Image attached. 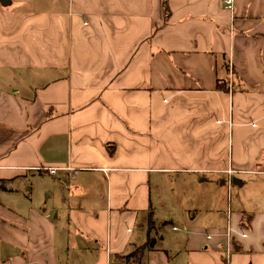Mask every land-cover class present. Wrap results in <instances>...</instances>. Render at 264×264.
<instances>
[{
    "label": "crops",
    "instance_id": "1",
    "mask_svg": "<svg viewBox=\"0 0 264 264\" xmlns=\"http://www.w3.org/2000/svg\"><path fill=\"white\" fill-rule=\"evenodd\" d=\"M30 1L0 0V264H264V0ZM228 168L226 206L166 198Z\"/></svg>",
    "mask_w": 264,
    "mask_h": 264
},
{
    "label": "rangeland",
    "instance_id": "2",
    "mask_svg": "<svg viewBox=\"0 0 264 264\" xmlns=\"http://www.w3.org/2000/svg\"><path fill=\"white\" fill-rule=\"evenodd\" d=\"M37 0H31L30 3H27V6L29 9L33 8V7H39V6H32L34 5V3H36ZM2 8H6L5 6ZM207 178L210 180H206V181H198L197 179L192 180V183L190 184V187L188 188H181L182 191L179 192H175L173 195L175 196H166V198L169 201H174L176 203L177 209H180V207H182L184 204H188L190 207H197L202 200L204 199V197H206V195H208L207 197L212 196L213 193H216L217 196L219 197V201H221V204L223 203L224 206H226L230 200V198H232L233 196V192L236 188L235 185H228L227 183H225L224 185L221 186L220 190L218 191V193L213 189V186L215 183H217V178H210L209 176H207ZM171 182L169 181H165L163 183L162 189L164 191H167V189L171 186ZM183 192V193H182ZM169 221L166 220L165 224H167ZM164 223V222H163ZM174 225L176 224V222H173ZM70 237L68 239L72 240L71 235L73 234L72 231L69 232ZM67 248V245L64 246V249Z\"/></svg>",
    "mask_w": 264,
    "mask_h": 264
},
{
    "label": "built area",
    "instance_id": "3",
    "mask_svg": "<svg viewBox=\"0 0 264 264\" xmlns=\"http://www.w3.org/2000/svg\"><path fill=\"white\" fill-rule=\"evenodd\" d=\"M223 4H224V6L226 8L231 9L232 8V5H233V0H223ZM229 86H230V84H229ZM48 171H49L50 174H54L55 171H56V168H52V167L51 168H48ZM225 172L228 175V181H227L228 182V185H230V183H231V174H233L235 172V170L234 169H231V168H228ZM241 235L243 236L244 234L241 233ZM226 236L227 237H231L230 228H227V230H226Z\"/></svg>",
    "mask_w": 264,
    "mask_h": 264
},
{
    "label": "trees",
    "instance_id": "4",
    "mask_svg": "<svg viewBox=\"0 0 264 264\" xmlns=\"http://www.w3.org/2000/svg\"><path fill=\"white\" fill-rule=\"evenodd\" d=\"M163 4H165V0H163ZM217 87L220 88V89L226 90V91H227L228 88H229V87L227 86V83H226L225 80H224V81H223V80H222V81H217ZM228 91H229V90H228ZM151 243H152V240L148 241L147 244H145V245L148 246V245H150ZM139 250H140V248H137V249L135 250L134 253H135V254L138 253ZM134 253H133V254H134Z\"/></svg>",
    "mask_w": 264,
    "mask_h": 264
},
{
    "label": "clouds",
    "instance_id": "5",
    "mask_svg": "<svg viewBox=\"0 0 264 264\" xmlns=\"http://www.w3.org/2000/svg\"><path fill=\"white\" fill-rule=\"evenodd\" d=\"M242 239H246L247 237L246 236H241Z\"/></svg>",
    "mask_w": 264,
    "mask_h": 264
},
{
    "label": "water",
    "instance_id": "6",
    "mask_svg": "<svg viewBox=\"0 0 264 264\" xmlns=\"http://www.w3.org/2000/svg\"><path fill=\"white\" fill-rule=\"evenodd\" d=\"M1 2H3V3H4V2H5V0H1Z\"/></svg>",
    "mask_w": 264,
    "mask_h": 264
}]
</instances>
